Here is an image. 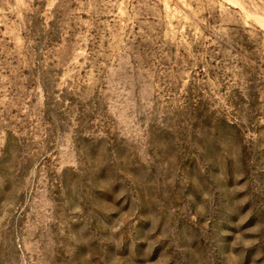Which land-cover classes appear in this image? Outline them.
<instances>
[{
    "label": "rangeland",
    "instance_id": "obj_1",
    "mask_svg": "<svg viewBox=\"0 0 264 264\" xmlns=\"http://www.w3.org/2000/svg\"><path fill=\"white\" fill-rule=\"evenodd\" d=\"M0 264H264V0H0Z\"/></svg>",
    "mask_w": 264,
    "mask_h": 264
}]
</instances>
